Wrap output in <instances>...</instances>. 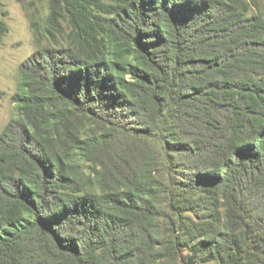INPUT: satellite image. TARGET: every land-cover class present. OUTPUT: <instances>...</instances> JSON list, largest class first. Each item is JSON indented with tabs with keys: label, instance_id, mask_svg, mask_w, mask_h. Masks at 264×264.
Returning <instances> with one entry per match:
<instances>
[{
	"label": "trees",
	"instance_id": "16d2710c",
	"mask_svg": "<svg viewBox=\"0 0 264 264\" xmlns=\"http://www.w3.org/2000/svg\"><path fill=\"white\" fill-rule=\"evenodd\" d=\"M42 1L0 264H264V5Z\"/></svg>",
	"mask_w": 264,
	"mask_h": 264
},
{
	"label": "rangeland",
	"instance_id": "374dc122",
	"mask_svg": "<svg viewBox=\"0 0 264 264\" xmlns=\"http://www.w3.org/2000/svg\"><path fill=\"white\" fill-rule=\"evenodd\" d=\"M259 1L264 5V0ZM46 15L47 6L42 0H0V21L9 26L0 46V135L16 116L13 97L17 91L19 67L36 51L31 23L33 20L41 23ZM84 173L85 182L90 171L84 169Z\"/></svg>",
	"mask_w": 264,
	"mask_h": 264
}]
</instances>
